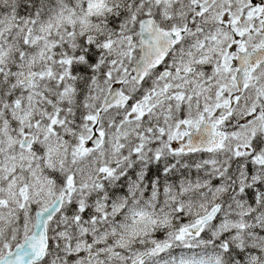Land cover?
Returning <instances> with one entry per match:
<instances>
[{
	"label": "snow or ice",
	"instance_id": "snow-or-ice-1",
	"mask_svg": "<svg viewBox=\"0 0 264 264\" xmlns=\"http://www.w3.org/2000/svg\"><path fill=\"white\" fill-rule=\"evenodd\" d=\"M0 264H264V0H0Z\"/></svg>",
	"mask_w": 264,
	"mask_h": 264
}]
</instances>
